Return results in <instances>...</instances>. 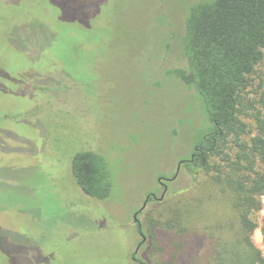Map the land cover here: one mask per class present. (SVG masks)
<instances>
[{
  "label": "rangeland",
  "instance_id": "374dc122",
  "mask_svg": "<svg viewBox=\"0 0 264 264\" xmlns=\"http://www.w3.org/2000/svg\"><path fill=\"white\" fill-rule=\"evenodd\" d=\"M199 1L0 0V264H166L178 239L152 225L167 219L175 194L197 195L194 176L182 168L164 201L144 208L145 240L134 214L149 194L161 197L159 179H173L193 151L202 119L182 82L185 61L167 45ZM246 99L264 111V62ZM81 151L110 165L114 191L104 202L75 182ZM261 200L252 240L264 252ZM205 208L184 225L197 231L184 237L197 264L215 255L211 243L240 232L219 203ZM207 230L208 246L197 238Z\"/></svg>",
  "mask_w": 264,
  "mask_h": 264
},
{
  "label": "trees",
  "instance_id": "16d2710c",
  "mask_svg": "<svg viewBox=\"0 0 264 264\" xmlns=\"http://www.w3.org/2000/svg\"><path fill=\"white\" fill-rule=\"evenodd\" d=\"M168 50L185 61L182 82L202 121L192 136L191 156L183 159L187 161L183 169L194 176L198 193L191 194L190 200L184 191L175 194L177 204H169L163 214L167 219L152 225L178 239L173 251L168 250L166 264H197L185 255L189 242L184 239L197 231L184 225L201 220L207 215L204 207L217 203L235 214L240 232L237 239L211 243L215 255L208 251L207 259H211L206 264H264V252L252 240L259 227L252 219L263 209L264 111L246 99L264 62V0H201L192 4L181 34L167 45ZM71 172L86 196L102 202L112 196L115 177L102 155L78 152L72 158ZM203 176L206 181L200 188ZM217 227L225 229L219 223ZM260 231L264 239V218ZM202 233L197 238L205 244L212 232Z\"/></svg>",
  "mask_w": 264,
  "mask_h": 264
},
{
  "label": "flooded vegetation",
  "instance_id": "af4514ba",
  "mask_svg": "<svg viewBox=\"0 0 264 264\" xmlns=\"http://www.w3.org/2000/svg\"><path fill=\"white\" fill-rule=\"evenodd\" d=\"M185 162H187V161H184V160H182L180 163H179V173H180V171L182 170V168H183V166L185 165ZM177 171H178V168H177ZM179 173H178V175H179ZM178 175H177V177H178ZM176 177V178H177ZM170 181H171V179H163V178H160L159 179V183H160V186H161V188H163V194L161 195V197L160 198H157V196H156V194H149L148 196H147V198H146V201H145V204L143 205V207L144 206H148V204L151 202V201H154V202H162V201H164V199L166 198V194H167V192H168V189H169V187H168V184L170 183ZM143 207L136 213V214H134V221H135V223L138 225V228H139V231H140V234H141V236L143 237V234H142V225H141V223L139 222V220H138V217L139 216H141V214H142V212L144 211V209H143ZM145 207V208H146ZM142 247V245H139V247L137 248V252L140 250V248ZM133 260L135 261V262H137V259L136 258H133Z\"/></svg>",
  "mask_w": 264,
  "mask_h": 264
},
{
  "label": "water",
  "instance_id": "95a60500",
  "mask_svg": "<svg viewBox=\"0 0 264 264\" xmlns=\"http://www.w3.org/2000/svg\"><path fill=\"white\" fill-rule=\"evenodd\" d=\"M179 166H178V171L176 172V176L173 178V179H171V181L170 182H172V181H174L175 179H176V177H177V175H178V173H179ZM146 206H144L143 207V209L145 208ZM144 238V240H145V237H143Z\"/></svg>",
  "mask_w": 264,
  "mask_h": 264
}]
</instances>
